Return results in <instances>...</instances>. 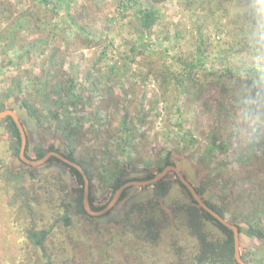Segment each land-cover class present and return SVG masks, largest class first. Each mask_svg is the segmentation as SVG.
Masks as SVG:
<instances>
[{"label": "rangeland", "instance_id": "1", "mask_svg": "<svg viewBox=\"0 0 264 264\" xmlns=\"http://www.w3.org/2000/svg\"><path fill=\"white\" fill-rule=\"evenodd\" d=\"M123 1L0 0V98L14 95L30 101L39 116L33 151L48 144H56L64 152L74 147L76 158L89 167L97 197L108 192V177L114 172L124 171L126 176L131 172L155 173L168 158L188 159L198 187L214 188L217 205L225 211L226 218L233 221L234 216L251 208L252 224L264 231V107L257 102L256 90L248 82L250 54L242 47L249 0H159L161 18L148 33L154 49H142L143 40L130 25L136 10H125ZM68 5L76 15L73 23L66 17ZM53 7H61L57 9L59 13ZM24 14L29 20L23 18V26H18L16 22ZM201 37L209 58L205 69L196 72L202 76L199 99L187 109L184 95L173 90L165 93L163 73L167 68L182 71L178 54L195 50ZM229 42L234 43L233 49ZM167 48L171 54L160 50ZM222 55H231L232 73L216 71L227 68L223 59L218 60ZM72 93L77 95L75 101ZM261 101L264 103V96ZM178 105L183 111L181 115ZM124 118L126 127L122 123ZM63 125L66 129L69 126L66 139L62 135ZM129 127H133V132ZM124 131L130 133L127 146L123 144ZM8 138L0 134L1 149ZM123 147L127 162L123 160ZM16 160L14 154L9 158L14 171L29 170L37 178L45 179L43 205L34 214L39 226L48 225L52 216L60 214L52 192L57 189L56 179L50 177L53 173L39 177L43 167L29 169ZM27 183L34 181L29 179ZM3 202L1 196L0 210ZM121 202L115 209L122 207ZM166 212L178 227L172 210ZM121 221L107 226L122 231ZM75 223L83 230L81 219ZM8 227L0 222L1 253V243L7 245L5 241L10 236L15 240ZM68 234H57V240L63 237L68 244ZM104 235L101 238L94 234L93 253L83 245L74 247L88 254L85 263H75L111 264L108 255L122 252L113 242L110 244L109 235ZM189 239L186 238L187 242ZM130 240L123 233L120 242L129 245L133 243ZM7 252L14 260L18 248L12 245ZM242 252L249 253L251 264H264V240L250 238L242 244ZM28 255L32 264L39 261L36 252L25 254ZM179 255L180 252L169 248L166 257L160 252L165 259L162 264ZM133 259L124 255L115 264H129Z\"/></svg>", "mask_w": 264, "mask_h": 264}, {"label": "trees", "instance_id": "2", "mask_svg": "<svg viewBox=\"0 0 264 264\" xmlns=\"http://www.w3.org/2000/svg\"><path fill=\"white\" fill-rule=\"evenodd\" d=\"M159 0H124L122 6L124 9L135 8L134 18L131 20L130 25L135 27V32L143 40L141 43L142 49H154L155 46L151 39L148 37V33L152 30L161 18V11L158 7ZM249 2V1H248ZM70 5L66 6L67 14L66 17L72 23L76 20V15L70 12ZM61 7H53L54 11H57ZM86 9L85 7H80ZM61 12V11H60ZM23 15V14H22ZM16 24L23 26L21 20L27 19L29 16L24 14ZM87 17H91L90 14H84ZM78 18V16H77ZM95 19V18H94ZM82 31V28H81ZM86 34V30H83ZM89 34V32H88ZM179 35V33H178ZM246 35V32L244 33ZM202 40V37H201ZM235 41V40H233ZM232 41V42H233ZM202 40L200 43L195 45V50L189 53L178 54V64L182 66V71L176 72L169 70L168 68L163 73L164 80L166 81L165 93L171 90L176 91L178 95L185 96V102L187 109L189 106L197 103V97L200 96L199 85L202 82V76L197 72L198 69H205L207 60L209 58V51L206 49L205 43ZM229 42V47L233 49L234 43ZM170 44H174V40L170 41ZM241 44V43H240ZM243 45V44H242ZM245 51L249 52L247 47V40L242 46ZM135 53V47L132 48ZM229 49V48H228ZM226 52H230L229 50ZM164 53H170L169 49H160ZM185 51V50H184ZM231 53V52H230ZM171 54V53H170ZM250 54V53H249ZM175 58V57H174ZM223 59V63L227 68L216 70L219 74H225L227 71L231 72L234 66L231 65L233 60L231 55L221 56L218 60ZM195 72V73H194ZM213 73V72H209ZM222 76V75H221ZM249 84L252 87V77L249 73ZM253 88V87H252ZM254 90L257 89L253 88ZM73 90V87L71 88ZM256 96L257 102L264 107V103L261 101L264 92L260 96ZM72 101L77 98L75 93L71 94ZM175 98H177L175 96ZM180 115L183 113L180 105L177 108ZM5 121L8 122L9 138L8 143L1 149L0 147V197L4 199L3 208H1V219L0 222L9 226L11 235L15 236L13 241L11 236L8 237L5 243H1L3 252H0V258L2 264H32L30 257L25 254H31L36 252L39 258L35 264H74L78 260L86 262L87 253L83 251L75 250L76 246H84L89 253H93L96 247L94 234L96 237L109 235L108 240L110 244L116 245V249L123 253H117L114 251L111 257L110 263L115 264L122 256H133L134 259L129 264H162L165 260L161 258L160 252L166 257L167 249H172L173 252H180V255L174 261H169L168 264H239L235 258V250L233 244L232 233L229 232V239L222 240L217 238L215 235H209L202 230V217L206 214L205 210L193 200L192 203L184 201H177L173 204L171 210L176 220L178 227L173 225L171 216L166 212L162 205V199L169 189L168 178L163 179L156 184V193L148 200L134 204L129 211L126 212L125 216L121 219L122 231L113 229L109 226H100L91 216L84 207V180L81 173L74 167L66 165L73 176V183H67L58 173L51 175V178H55L56 190L52 189L53 195L56 196V205L59 207L60 214L55 217L52 216V221L45 226H39L37 223V214H34L41 209L43 205V197L46 194L45 179L37 178L33 172H28L27 175L24 171H14L10 167L9 158L12 154L18 156L21 148V136L14 120L11 117H6ZM122 123L126 127V118L123 119ZM73 127V125H71ZM69 128V126H68ZM130 132H133V127H129ZM128 129V131H129ZM122 138L125 139L123 143L127 146L130 140H127L130 133ZM255 143H253L254 145ZM54 150L53 146H49L47 149L35 151H29L26 148V154L33 160H38L44 157L49 151ZM69 158L82 165L92 181V176L89 172V167L83 160L76 158L75 149L71 147ZM126 147L122 148V153L125 155L123 160L128 161V155L125 153ZM57 159L52 157L49 162L56 161ZM170 161L167 159L166 165H170ZM164 164V165H165ZM31 168L30 166H26ZM164 168H160L162 171ZM124 175V171L120 173L114 172L108 177L109 186L111 191L107 196V200L102 204L99 201L98 205L95 206V196L93 194V187H90L89 202L90 206L95 211H100L105 208L108 201L113 197V194L121 187L123 181L121 180ZM50 177L48 179H50ZM33 180L34 183H27V180ZM45 183V184H43ZM42 190V191H41ZM43 192V194H42ZM106 194V195H107ZM43 195V197H42ZM125 192L122 195L120 201L125 198ZM58 201V202H57ZM36 202V203H34ZM51 207V205H50ZM215 209L222 215L225 216V211L220 207L216 206ZM251 209V208H250ZM241 211V215L234 216L233 221L242 220L247 221L251 225L254 214L251 210ZM208 216V215H207ZM208 217L212 218L211 215ZM35 219H37L35 221ZM81 219L83 223V230H80L76 226L75 220ZM213 219V218H212ZM5 221V222H3ZM9 224V225H8ZM178 228V229H177ZM128 229V231H126ZM226 229V228H225ZM257 229V230H256ZM254 229L259 235V239L264 237V231L260 228ZM227 230V229H226ZM225 230V231H226ZM66 232V234H64ZM73 232L75 234H68ZM55 233V234H54ZM70 235V242L65 244L63 237L58 238L57 234ZM128 235L133 243H121L120 239L122 235ZM55 235V240L53 236ZM189 237V242L186 238ZM25 243V245H24ZM64 244V245H63ZM118 244V245H117ZM139 244V245H138ZM4 245V246H3ZM14 245L18 248V253L14 260H11L7 250L11 249ZM106 247V245H105ZM114 257V258H113ZM156 258V260H154ZM19 263H16L17 261ZM76 264V263H75Z\"/></svg>", "mask_w": 264, "mask_h": 264}, {"label": "water", "instance_id": "3", "mask_svg": "<svg viewBox=\"0 0 264 264\" xmlns=\"http://www.w3.org/2000/svg\"><path fill=\"white\" fill-rule=\"evenodd\" d=\"M12 116L15 122L17 123L21 134H22V150L20 153V157H17L16 162L22 164L23 166H30L31 169L33 166H40L43 167L44 164L48 161L49 157L51 155H56L60 159H62L65 163L77 168L83 175L85 180V193H84V207L86 211L94 217V220L101 224V225H109L111 223L119 224V221L125 216L126 212L131 209V207L134 204L142 203L149 198L152 197L153 194V188L147 189L145 191H137V189H130L128 191L129 195L125 197L120 205L122 207L119 209H113L109 214L103 215L106 211H108L110 208H112L117 201L119 200L123 190L131 185V184H137V185H144L148 183H154L161 178H163L170 170H174L179 173L181 180L183 183L190 189V191L193 194V197L198 201L199 205L203 207L204 209L211 212L216 218H218L220 221H222L227 226L231 227L236 236V251H235V258L238 263L246 264L244 260L241 257V251H242V245L241 240L244 241V243L250 241V238L247 234L243 233L242 236H239L238 226L229 224L225 219L216 211H214L206 202L205 200H208L209 202L216 204L217 203V194L214 192L213 187H208L205 194L201 196L195 189L194 186L198 187L199 183L197 178L195 177V172L193 171L192 163L188 159H176L173 158L172 160L176 163V165H168L166 166L160 173H157L151 180L146 182H130L127 184H124L121 186L115 193L114 198L110 202V204L102 211H95L91 208L90 202H89V177L84 170V168L70 160L65 158L64 156L60 155L59 153L50 152L41 159L38 160H32L28 158L25 154V149L28 147L29 151H33V144L38 139V123L34 116H32L27 108V106L24 104L23 100L18 96H12L10 99V109L4 110L0 112V120H2L5 116ZM30 132L32 134V141L28 144L27 140V133ZM0 134H6V126L5 124L0 125ZM57 172L61 175V177L69 184L73 183V176L67 166L65 164L60 163H52L48 166H44L43 170L40 174H37L39 177H44L49 173ZM184 174L187 175V177L191 180L189 182L185 177ZM139 175H142V173L138 172H131L129 175H127L125 178H132L137 177ZM184 201L187 203H192L193 199L191 196L187 193L185 189H183L178 183H175L168 194L162 199V205L166 210H171L173 204L176 201ZM242 226L246 227V223H242ZM202 226L203 231L207 234H215L218 238L221 239H227L228 236L224 233V231L216 225L212 220L206 218L205 216L202 217Z\"/></svg>", "mask_w": 264, "mask_h": 264}, {"label": "flooded vegetation", "instance_id": "4", "mask_svg": "<svg viewBox=\"0 0 264 264\" xmlns=\"http://www.w3.org/2000/svg\"><path fill=\"white\" fill-rule=\"evenodd\" d=\"M12 96H14V95H11V96H8L5 100H2L1 98H0V112H2V111H4V110H7V109H10V99H11V97ZM22 100H23V102H24V104L27 106V108H28V110H29V112H30V114L32 115V116H34V118L36 119V121L39 123V116L37 115V113L35 112V110L33 109V107H32V105L30 104V101L26 98H24V97H22L21 98ZM6 117H11L12 119H13V117L12 116H10V115H8V116H5V117H3L2 118V120H0V125H2V124H5V126H6V134H3V135H6V136H8L9 137V131H8V122L7 121H5V118ZM14 120V119H13ZM14 122H15V120H14ZM15 124H16V126L18 127V125H17V123L15 122ZM39 125V124H38ZM66 127L67 126H65V125H63L61 128H62V135L64 136V138L66 139V137H67V129H66ZM18 130H19V132H20V136H21V148H20V152H19V155L17 156V157H20V153H21V150H22V134H21V131H20V129H19V127H18ZM27 133V140H28V144L29 143H31V141H32V134L30 133V132H26ZM38 133H39V129H38ZM49 146H53L54 147V150H49L45 155H47L48 153H50V152H55V153H59L60 155H62V156H64L65 158H67V159H70L69 158V156H70V154H68V152H71V147H70V149L68 150V152H64V151H62L61 150V148H59L56 144H48L47 146H42L41 148H40V150H43V149H48L49 148ZM26 148H28V147H26ZM39 149V148H38ZM37 149V150H38ZM25 154H26V149H25ZM44 155V156H45ZM26 156L28 157V158H30L31 159V157L29 156V155H27L26 154ZM52 157H54V158H56L57 160L56 161H53V162H49L50 161V159L52 158ZM33 160V159H32ZM70 160H72V159H70ZM168 160L171 162L170 163V165H176V163L172 160V159H169L168 158ZM72 161H74V160H72ZM167 161V160H166ZM165 161V162H166ZM74 162H76V161H74ZM52 163H60V164H65V165H69V164H67V163H65L62 159H60L58 156H56V155H51L50 157H49V159H48V161L44 164V166H48V165H50V164H52ZM77 163V162H76ZM165 164V163H164ZM164 164H162V165H160L155 171V173H153V172H151V171H148V172H146V173H144V174H142L141 176H137V177H133V178H125V176L126 175H123L122 176V178H121V180L123 181V184L121 185V186H123L124 184H127V183H130V182H146V181H149V180H151L158 172H160L159 171V169L160 168H165L166 166H168V165H164ZM43 166V167H44ZM71 166V165H70ZM82 166V165H81ZM177 166V165H176ZM73 167V166H72ZM83 167V166H82ZM75 168V167H74ZM84 168V167H83ZM77 169V168H76ZM78 170V169H77ZM85 170V169H84ZM79 171V170H78ZM86 171V170H85ZM80 172V171H79ZM81 173V172H80ZM87 173V172H86ZM171 174L173 175V176H171ZM81 175H82V173H81ZM87 175H88V173H87ZM82 177H83V175H82ZM88 177H89V175H88ZM184 177L189 181V182H191V180L187 177V175H185L184 174ZM168 178V182H169V184H170V186H169V189L167 190V192H166V194L170 191V189L172 188V186L175 184V183H178L183 189H185L186 191H187V193L191 196V198L194 200V201H196L197 203H198V201L193 197V194H192V192L190 191V189L183 183V181L181 180V178H180V175H179V173L178 172H176V171H174V170H170L163 178H161V180H163V179H167ZM83 180H84V177H83ZM161 180H159V181H157V182H154V183H148V184H144V185H137V184H131V185H129V186H127L124 190H123V192H122V194H121V196H120V198H119V200L117 201V203L114 205V208H115V206L120 202V200H121V198H122V195H123V193L125 192V194H126V196L125 197H127L128 195H129V193H128V191L130 190V189H140L139 191H145V190H147V189H150V188H153V194H152V196L153 195H155V193H156V184L158 183V182H160ZM192 183V182H191ZM94 181L92 180V181H90V177H89V191H90V187L92 188H94ZM195 187V189H196V191L201 195V196H203L204 194H205V192H206V188L203 190V189H201L200 187H196V186H194ZM111 191V186L109 187V190H108V194H109V192ZM93 192V194H94V196H95V202H94V204H95V206H100V205H98L99 203H97V201H99L100 203H104L106 200H107V196H108V194L106 195V194H103V195H101V196H99V197H97V195L94 193V190L92 191ZM84 193H85V180H84ZM116 193V192H115ZM115 193L113 194V197L108 201V203L106 204V206H105V208L110 204V202L112 201V199L114 198V195H115ZM178 201H180V200H178ZM177 202V201H176ZM193 202V201H192ZM205 202L214 210V211H216L217 213H219L216 209H215V207L216 206H218L217 205V203L216 204H213V203H211V202H209L208 200H205ZM198 205H199V203H198ZM200 206V205H199ZM113 208V209H114ZM203 208V207H202ZM204 209V208H203ZM205 210V217L206 218H208V219H210V220H212L216 225H218L223 231H224V233L228 236V238L227 239H222V240H228L229 239V232H231L232 233V237H233V244H234V250L236 251V236H235V232H234V230L231 228V227H229V226H227L226 224H224L222 221H220L218 218H216L211 212H209L208 210H206V209H204ZM220 214V213H219ZM209 215H211L212 216V218H210V217H208ZM221 215V214H220ZM222 216V215H221ZM224 219H225V221H227L229 224H232V225H236V226H238V231H239V236L241 237L242 236V234L243 233H245V234H247L248 236H249V238H251L252 240L253 239H255V240H264V237L262 238V239H259L260 237H259V235L255 232V230L254 229H256V227L255 226H253V225H251L249 222H247V221H245V222H247L248 224H247V226L246 227H244V226H242L241 224V222L242 221H232V220H230V219H228V218H226L225 216H222ZM227 230H226V229ZM226 230V231H225ZM257 230V229H256ZM209 235H215V234H209ZM216 236V235H215ZM217 237V236H216ZM218 238V237H217ZM219 239H221V238H219ZM244 243V241L243 240H241V245ZM247 250V249H246ZM254 251H256L255 249H253ZM256 253V252H255ZM254 252L252 253V254H255ZM247 254H249V253H247ZM247 254H246V252H242V254H241V257H242V259L244 260V262L246 263V264H251L252 262H250V261H248V257H247ZM234 255H235V253H234ZM239 264H241V263H239Z\"/></svg>", "mask_w": 264, "mask_h": 264}, {"label": "clouds", "instance_id": "5", "mask_svg": "<svg viewBox=\"0 0 264 264\" xmlns=\"http://www.w3.org/2000/svg\"><path fill=\"white\" fill-rule=\"evenodd\" d=\"M248 25L245 35L249 49V68L256 95L264 92V0H249L246 9Z\"/></svg>", "mask_w": 264, "mask_h": 264}]
</instances>
